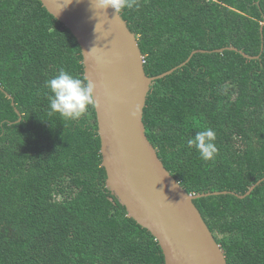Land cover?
<instances>
[{"label":"trees","instance_id":"1","mask_svg":"<svg viewBox=\"0 0 264 264\" xmlns=\"http://www.w3.org/2000/svg\"><path fill=\"white\" fill-rule=\"evenodd\" d=\"M139 5L119 12L146 74L178 68L151 86L148 140L187 193L230 192L194 201L227 264H264V0ZM61 69L85 78L71 31L39 0H0V264H165L108 187L95 107L79 121L50 110ZM205 128L214 161L187 146Z\"/></svg>","mask_w":264,"mask_h":264},{"label":"water","instance_id":"2","mask_svg":"<svg viewBox=\"0 0 264 264\" xmlns=\"http://www.w3.org/2000/svg\"><path fill=\"white\" fill-rule=\"evenodd\" d=\"M39 1L75 36L82 49L84 76L96 85L95 109L108 187L129 216L159 243L165 264H227L224 250L194 201L230 192L187 193L146 135L143 118L151 86L178 68L149 77L139 41L120 12L109 8L106 13L92 6L91 0ZM197 52L204 51L192 56ZM17 113L20 122L22 115ZM255 187L245 195L231 194L245 198Z\"/></svg>","mask_w":264,"mask_h":264},{"label":"clouds","instance_id":"3","mask_svg":"<svg viewBox=\"0 0 264 264\" xmlns=\"http://www.w3.org/2000/svg\"><path fill=\"white\" fill-rule=\"evenodd\" d=\"M92 6L107 13L109 8L115 13L123 9L139 8V0H91ZM51 93L48 96L50 110L66 120L79 121L91 108L97 107L96 85L87 78L81 79L66 70H59L53 78L45 81ZM216 133L212 128L197 131L187 140L189 148H195L204 161H214L219 155ZM192 195V194H191Z\"/></svg>","mask_w":264,"mask_h":264}]
</instances>
